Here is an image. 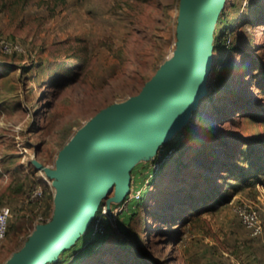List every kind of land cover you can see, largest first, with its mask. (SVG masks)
Listing matches in <instances>:
<instances>
[{"label":"rangeland","instance_id":"obj_1","mask_svg":"<svg viewBox=\"0 0 264 264\" xmlns=\"http://www.w3.org/2000/svg\"><path fill=\"white\" fill-rule=\"evenodd\" d=\"M182 5L0 0V41L23 48L0 50V207L12 210L0 264L24 247L40 214L51 218L57 179L41 167L54 171L99 111L126 103L172 63ZM211 46L209 94L130 169L142 204L112 202L114 184L99 207L122 211L105 241L82 256L92 246L87 228L62 264H264V0H224ZM37 189L42 210L31 200ZM238 204L257 212L261 234L243 226Z\"/></svg>","mask_w":264,"mask_h":264},{"label":"water","instance_id":"obj_2","mask_svg":"<svg viewBox=\"0 0 264 264\" xmlns=\"http://www.w3.org/2000/svg\"><path fill=\"white\" fill-rule=\"evenodd\" d=\"M223 2L183 0L177 59L126 103L99 111L62 150L51 171L57 179L51 218L7 264L56 261L89 228L114 184L119 192L111 201L125 198L139 156L209 94L212 30Z\"/></svg>","mask_w":264,"mask_h":264},{"label":"built area","instance_id":"obj_3","mask_svg":"<svg viewBox=\"0 0 264 264\" xmlns=\"http://www.w3.org/2000/svg\"><path fill=\"white\" fill-rule=\"evenodd\" d=\"M0 50L5 53V54H12V53H22L23 48L18 44L14 42H9V41H0ZM135 189H133L130 186V191L128 194L125 196L124 202L125 204L127 202H132L134 200L140 199L142 194L136 195ZM42 198H43V191L40 189L35 190L31 194V200L34 202H37V210H42L43 209V204H42ZM122 211V207L118 203L115 206H112L111 204H105L104 206L98 207L91 225L89 226L92 237H95L97 235H103L106 232V224L109 222L113 221V218L118 214V212ZM234 212L237 215V217L240 219L241 223L243 226H245L248 230L252 232L253 235H258L261 234L263 231V223L260 220L257 212L242 204H238L234 207ZM12 217V210L10 206L8 205H3L0 207V243L5 239L7 230H8V225L10 218ZM50 219L47 218L45 215H39L37 217V223L36 227L40 224H45L48 222Z\"/></svg>","mask_w":264,"mask_h":264},{"label":"trees","instance_id":"obj_4","mask_svg":"<svg viewBox=\"0 0 264 264\" xmlns=\"http://www.w3.org/2000/svg\"><path fill=\"white\" fill-rule=\"evenodd\" d=\"M150 180H151V182H152V179H150ZM144 196H145V193L141 195L140 199L132 201V202H131V203H132L131 205H134L135 203L142 204ZM224 200H225V196L222 195V196H220V197H218V198H215V199H214V202L220 204V203H222ZM134 207H136V206H134ZM133 214H134V213H133V210H130V211L128 210L127 214L124 216V219H122L123 222H122V221L119 222L118 228L121 230V232H123L124 228H126V225L128 224V221L125 220V217H126V218H128V217L131 218V216H132ZM119 217H120V216H119ZM129 218H128V219H129ZM108 228H109V224L107 223V224H106V232H105L103 235H97V236H95V237H92V240H91L90 242H87V243H89V244L92 243V246H90V248H88V249L86 248V249L84 250L82 256H84V254H85L86 252H88V253H89V251H92V252H93V251H96V250H98V249L100 248V246L103 244V242H104L105 239H106V235H107V233H108ZM78 243H79V242H78ZM81 244H82V246H83V244H85V243L80 242L79 244H77L78 247H81V246H80ZM76 247H77V246H76ZM76 247H75V248H76ZM65 253H66V252H63V253L60 254L59 259H58V261H57L56 264H62L63 262H65V260H66V259H64V254H65ZM62 255H63V256H62ZM74 264H76V263H74Z\"/></svg>","mask_w":264,"mask_h":264},{"label":"bare ground","instance_id":"obj_5","mask_svg":"<svg viewBox=\"0 0 264 264\" xmlns=\"http://www.w3.org/2000/svg\"><path fill=\"white\" fill-rule=\"evenodd\" d=\"M175 53V55L172 57V61L173 60H176L177 59V52H174ZM87 125V124H86ZM41 172H42V174L45 176V175H50L51 174V171H49L47 168H45V167H41ZM10 261V260H9Z\"/></svg>","mask_w":264,"mask_h":264}]
</instances>
